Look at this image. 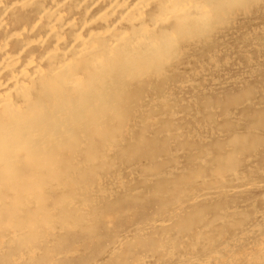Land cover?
Wrapping results in <instances>:
<instances>
[{
  "label": "bare ground",
  "instance_id": "1",
  "mask_svg": "<svg viewBox=\"0 0 264 264\" xmlns=\"http://www.w3.org/2000/svg\"><path fill=\"white\" fill-rule=\"evenodd\" d=\"M262 4L0 0V264H264V64L226 90L243 48L212 42Z\"/></svg>",
  "mask_w": 264,
  "mask_h": 264
},
{
  "label": "rangeland",
  "instance_id": "2",
  "mask_svg": "<svg viewBox=\"0 0 264 264\" xmlns=\"http://www.w3.org/2000/svg\"><path fill=\"white\" fill-rule=\"evenodd\" d=\"M264 4H262L261 5V7H254V9L253 8H250V12H249V15H247V16H244V17H240V16H238L237 14V16H235L234 17V23H233V25H232V28L234 29V34H233V37L231 38L232 39V41H231V39H229V41H227V39L226 38H224V37H222V35L224 34V33H227L226 31H227V29L224 31H222V33H218V35H216L215 36V38L213 39V44H215L214 46L217 48H220L221 49V51L220 52H226L225 51V49H222L221 47H222V44H226L227 42L231 45V47L235 50V51H237V49L239 48V47H242L243 48V50H241V52H242V55H240V56H237V57H234V59H233V56L230 54V53H228V52H226V54H224L226 57H224V56H219L218 57V59L220 58H225V59H228V65H227V67L225 68V70H223V71H221V68L219 69V78L220 79H222V77H225L226 75H229V74H232V73H235V75L237 74V75H242V76H240V79H239V81L240 82H236V83H234V84H229V85H225L224 86V88L226 89V90H236L237 88H239V86L241 85L242 86V84H243V82H248V83H252L253 81H257V80H255L256 78H254L251 74H249L250 76H248L247 75V72L245 71L246 69L244 68V73H239V71L240 70H242L243 71V68L241 67V65H239V64H237L236 62H233L235 59H236V61L238 62V61H241V60H243V61H241V62H238V63H244L243 64V67H245V65L247 64V62H245L246 60H244L245 58H247L248 56H251V57H253V59H255V58H257L256 60H259V61H261L262 63L261 64H264V51H262L263 53H261V54H259V55H251L252 53H253V51L250 49V48H252L251 47V45L253 46V43H254V39H253V36H249V35H246V40L247 41H245L247 44H239L240 42H241V40H240V37L242 36L241 34H242V32L244 31V27L245 28H247V27H253V26H257L258 27V29H264ZM263 8V9H262ZM256 12H255V11ZM263 11V12H262ZM262 15V16H261ZM257 18V19H256ZM254 19V20H253ZM236 20V21H235ZM245 20V21H244ZM252 20V21H251ZM260 20H261V22H260ZM240 21V23H238ZM243 21V22H242ZM236 23H238V25L236 24ZM243 23V24H242ZM247 23V24H246ZM261 23V24H260ZM235 24V25H234ZM260 24V25H259ZM245 25V26H244ZM259 26H262L261 28L259 27ZM243 27V28H242ZM241 28V29H240ZM254 28V27H253ZM243 29V30H242ZM228 30H229V28H228ZM238 30V31H237ZM240 30V31H239ZM231 30H229V32H230ZM242 31V32H241ZM224 32V33H223ZM231 33H233V32H231ZM241 33V34H240ZM264 30L263 31H261V33H259V35H262L263 37V39H264ZM220 34V35H219ZM237 34V35H236ZM258 35V36H259ZM249 38H248V37ZM216 37H217V39H216ZM222 37V38H221ZM238 38H239V40H238ZM261 38V39H262ZM252 39V40H251ZM216 41V42H215ZM224 41V42H223ZM226 41V42H225ZM220 42V43H219ZM231 42V43H230ZM250 45V46H249ZM200 46V48H201V51L199 52V54L197 53V54H195V52H193L192 54H191V56H190V58H192V59H196V57L198 56V64H206L207 65V58H208V56H209V54H211V52H205V51H207L204 47H202L201 45H199ZM245 48H244V47ZM250 47V48H249ZM246 49V50H245ZM250 49V50H249ZM222 50H224V51H222ZM205 52V54L203 55H201L200 56V54L201 53H204ZM252 51V52H251ZM249 52V53H248ZM235 53V52H234ZM223 54V53H222ZM194 55H196V56H194ZM200 56V57H199ZM204 56V57H203ZM245 56V57H244ZM234 63H236V64H234ZM232 64V65H231ZM238 65V66H237ZM248 66V65H247ZM209 68V67H208ZM249 68V67H248ZM184 70H185V72H187V69H184V68H179L178 69V72H181V73H178L177 75H179V77H181V76H183V72H184ZM234 70H238V71H234ZM213 71V70H212ZM212 71L210 72L211 74H213L212 73ZM221 71V72H220ZM226 73H225V72ZM228 72V73H227ZM218 78V79H219ZM260 94V93H259ZM258 94V95H259ZM263 94V96H264V92L262 93ZM211 101V100H210ZM254 102H258L256 99H254ZM255 105L253 104V103H250V105H249V107H254ZM261 106V107H260ZM263 106H264V104H263ZM241 107H243V109L241 108ZM236 106V107H227V108H229V109H226V108H221L222 110H223V112H224V114H226V115H229V114H232V113H234V115L238 118L239 117V119H237L236 121H240V118H242V116L244 117V115H246V114H244V111L245 110H247L244 106ZM240 110H239V109ZM261 108H262V105L261 104H259V108L258 109H260L261 110ZM192 110V111H191ZM224 110H226V111H224ZM242 110H244V111H242ZM252 110V109H251ZM195 111V107H194V110H193V108H191L190 110H187V108L185 109V111L183 112V115L185 114V117H186V113H188V116L190 115V114H192V117H191V115L189 116V117H186V119H185V125L187 124L188 126L190 125V124H192L193 123V113H191V112H194ZM242 111V112H241ZM249 111V110H248ZM240 113V114H239ZM242 113H243V115H242ZM245 113H248V112H245ZM183 115L181 114V115H178L181 119H183ZM240 115V116H239ZM252 116V113L250 114V117ZM235 117V118H236ZM221 119L219 118V119H217L216 120V123H217V125H219V124H222V120L220 121ZM219 122V123H218ZM224 123V122H223ZM243 125H241L240 127H242ZM238 127H239V125H238ZM239 127V128H240ZM195 131H197L198 132V130L196 129ZM264 131V130H263ZM260 156H257V157H253L252 159L254 160H251L250 162V167H249V165L247 164V165H243L242 164V167L244 168V170L247 172V175L246 176H248V177H251V175H253V177H251V179L254 181V179L255 180H257V178H259V177H261V179H264V153H262V154H259ZM247 156V155H246ZM260 159V161H258L259 159ZM257 162H259V163H257ZM253 163V164H252ZM257 164V165H256ZM247 166V167H246ZM257 166V167H256ZM249 167V168H248ZM256 167V168H255ZM248 168V169H247ZM236 171L237 170H240V168H237V169H235ZM253 171V172H252ZM260 172V173H259ZM256 174V175H255ZM258 174H260V175H258ZM263 174V175H262ZM255 175V176H254ZM256 176H257V178H256ZM215 179H216V177H215ZM212 181H213V179H212ZM259 181V180H258ZM256 192V191H255ZM255 192H253V193H251L250 194V196L252 197V198H247L246 200H249V201H251L250 203H246V200H245V202L244 203H242V205H246V207L247 208H249L250 206H254V209L255 210H260L261 208H262V206L264 207V204H262V205H260L262 202H264V200H261V199H264V192H262V193H260L259 191H258V193H255ZM262 195V196H261ZM256 196V197H255ZM258 198V199H257ZM260 198V199H259ZM234 199H236V198H234ZM252 200H254L253 201V203H252ZM227 205H236L237 203L236 202H239L240 200H231L230 198H228L227 199ZM244 201V200H243ZM255 202V203H254ZM252 203V204H251ZM226 204V203H225ZM251 204V205H250ZM254 204V205H253ZM261 206V207H260ZM257 209H256V208ZM238 210V209H237ZM240 210V209H239ZM250 210H251V208H250ZM247 220V219H246ZM243 222H245L244 220H243ZM245 223H247V221L245 222ZM262 231H263V233H264V229H262ZM227 234V233H226ZM209 242V239L207 238V240H204V242ZM207 242V243H208ZM245 244H242L241 245V247L242 246H244ZM209 248V247H208ZM205 250H203V249H201L200 251H197V250H195L193 253H195L196 255H199L201 252H204Z\"/></svg>",
  "mask_w": 264,
  "mask_h": 264
}]
</instances>
